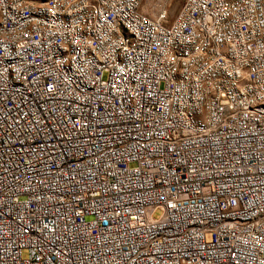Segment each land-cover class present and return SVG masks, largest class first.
<instances>
[{
  "label": "built area",
  "instance_id": "2783aa9c",
  "mask_svg": "<svg viewBox=\"0 0 264 264\" xmlns=\"http://www.w3.org/2000/svg\"><path fill=\"white\" fill-rule=\"evenodd\" d=\"M142 2L0 0V264H264V0Z\"/></svg>",
  "mask_w": 264,
  "mask_h": 264
},
{
  "label": "rangeland",
  "instance_id": "374dc122",
  "mask_svg": "<svg viewBox=\"0 0 264 264\" xmlns=\"http://www.w3.org/2000/svg\"><path fill=\"white\" fill-rule=\"evenodd\" d=\"M183 0H143L142 9L149 14H160L166 12V18L171 20L179 9ZM155 211V215L159 214Z\"/></svg>",
  "mask_w": 264,
  "mask_h": 264
}]
</instances>
